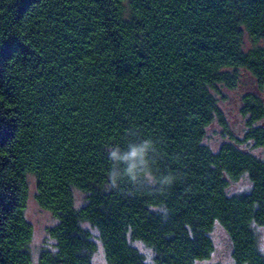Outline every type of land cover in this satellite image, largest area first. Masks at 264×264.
Returning <instances> with one entry per match:
<instances>
[{"label":"trees","instance_id":"obj_1","mask_svg":"<svg viewBox=\"0 0 264 264\" xmlns=\"http://www.w3.org/2000/svg\"><path fill=\"white\" fill-rule=\"evenodd\" d=\"M240 71L264 94V0H0V264L32 263L29 177L55 221L38 264H93L89 228L108 264H148L134 242L196 264L216 225L264 264V160L242 146L264 147L263 97L241 140L204 143Z\"/></svg>","mask_w":264,"mask_h":264},{"label":"rangeland","instance_id":"obj_2","mask_svg":"<svg viewBox=\"0 0 264 264\" xmlns=\"http://www.w3.org/2000/svg\"><path fill=\"white\" fill-rule=\"evenodd\" d=\"M246 46L250 47L246 40ZM239 80L236 87L227 88L219 86L220 93L217 95L219 110L225 121V127L221 126L216 120L206 130L204 143L214 151H217L224 143L231 141V138L241 140L247 128L248 117L242 113L243 98L249 94H257L263 97L264 94L258 92L256 82L245 71H240ZM242 146L248 147L251 152L264 160V147H254L253 144L243 143ZM30 181V196L27 203L26 215L33 228V239L30 245L32 255V263L38 264L39 254L44 246L50 244L47 229L51 227L55 221L52 215L42 209L35 201V183L32 177ZM251 187L250 181L246 175L240 177L237 181H231L229 185L230 194H239L248 191ZM85 199V195L76 192V202L81 205ZM89 228V227H88ZM96 242V250L92 256L93 264H108L105 258L104 249L98 239L97 231L89 228ZM261 248L264 252V230L260 231ZM211 238L214 244V252L209 259L197 262L196 264H234L232 259V249L230 240L224 229L216 225L211 232ZM48 243V244H47ZM134 246L144 255L148 264H154V254L150 248L141 242H134Z\"/></svg>","mask_w":264,"mask_h":264},{"label":"clouds","instance_id":"obj_3","mask_svg":"<svg viewBox=\"0 0 264 264\" xmlns=\"http://www.w3.org/2000/svg\"><path fill=\"white\" fill-rule=\"evenodd\" d=\"M146 147H147V143H145V148ZM141 151H144V149H141ZM131 155L136 156L137 155V150L133 149Z\"/></svg>","mask_w":264,"mask_h":264}]
</instances>
